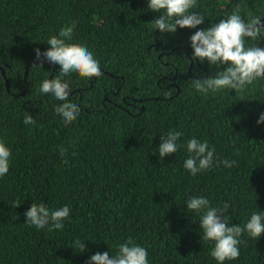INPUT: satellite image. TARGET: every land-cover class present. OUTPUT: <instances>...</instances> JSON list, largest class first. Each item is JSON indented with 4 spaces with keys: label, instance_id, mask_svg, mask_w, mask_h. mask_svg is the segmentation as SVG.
Returning a JSON list of instances; mask_svg holds the SVG:
<instances>
[{
    "label": "trees",
    "instance_id": "16d2710c",
    "mask_svg": "<svg viewBox=\"0 0 264 264\" xmlns=\"http://www.w3.org/2000/svg\"><path fill=\"white\" fill-rule=\"evenodd\" d=\"M237 4L245 21L248 13L264 18V0H197L191 11L205 17L202 25L161 34L147 0H0V142L11 151L0 177V264H87L129 239L147 250L148 264H217L186 202L227 203L229 225L264 211V123L257 124L264 79L243 93H197L192 80L225 65L192 63L189 38ZM73 25L66 43L85 46L102 75L62 78L80 109L65 126L55 112L62 102L38 91L60 66L32 65L41 63L34 49L44 52L51 36ZM26 113L34 125L23 123ZM173 130L182 134L178 150L160 159V136ZM192 138L215 149L212 167L195 176L183 167ZM32 203L70 207L64 228L30 227L23 214ZM240 241L239 258L224 264H264V234Z\"/></svg>",
    "mask_w": 264,
    "mask_h": 264
},
{
    "label": "clouds",
    "instance_id": "9594fccd",
    "mask_svg": "<svg viewBox=\"0 0 264 264\" xmlns=\"http://www.w3.org/2000/svg\"><path fill=\"white\" fill-rule=\"evenodd\" d=\"M197 6V0H147V10L158 13L154 19L152 28L159 30L161 34H174L177 29H196L204 23L205 17L199 12L191 11ZM241 5L237 4L232 13L226 19L208 27L200 28L190 36L192 49V63L208 65L219 69L225 65L222 71L218 70L214 76L194 78L192 88L200 94L209 92L216 93L222 90H231L234 93H243L247 86L252 85L259 79H264V48L257 47L260 40H264V23L260 16L248 13L247 21L241 16ZM73 26L63 27L58 36H51L47 40L49 47L44 52L39 48L34 49L35 60L40 64L32 66L41 67L43 61L53 65H59L58 74L52 79H45L39 85L38 91L42 94H50L62 103L55 108V112L61 117L62 123L67 126L79 115L80 109L76 103L68 100L69 85L62 78L72 73L81 78L91 79L102 75L99 62L93 54L78 43H66L72 39ZM23 123L34 125L33 116L26 113ZM264 123V113H261L257 124ZM182 134L170 131L166 136H160L158 145V157L173 155L178 150L177 140ZM189 158L183 163L192 176L210 169L213 164L215 149L209 148L208 142H200L192 138L186 144ZM65 149H61L64 155ZM11 151L0 142V177L9 171V159ZM66 162V161H65ZM226 167H232L235 161H223ZM19 204L14 205L17 207ZM229 205L224 203L222 207H211L210 201L203 196H194L186 202V209L199 214V228L203 232L202 239L212 242L210 256L217 264L225 261L236 260L240 256L238 245L243 234L258 240L264 234V211H255L250 215L247 222L229 225L225 213ZM25 222L37 230H61L64 221L69 218L70 207L64 206L51 210L43 203H32L24 212ZM74 246L84 252L85 244L79 239L74 241ZM87 264H148V253L144 247L137 245L129 239L118 245L114 255L109 252L93 254Z\"/></svg>",
    "mask_w": 264,
    "mask_h": 264
},
{
    "label": "water",
    "instance_id": "95a60500",
    "mask_svg": "<svg viewBox=\"0 0 264 264\" xmlns=\"http://www.w3.org/2000/svg\"><path fill=\"white\" fill-rule=\"evenodd\" d=\"M263 20H264V18L261 19V22H263ZM0 72H1V74L3 75L2 70H0ZM25 74H26V69L24 70L23 81L25 80ZM25 88H26V86H25ZM25 88H24V90L20 93V95L23 94V92L25 91ZM5 89H6V91H7V84H6V82H5ZM70 93H71V92H70Z\"/></svg>",
    "mask_w": 264,
    "mask_h": 264
}]
</instances>
